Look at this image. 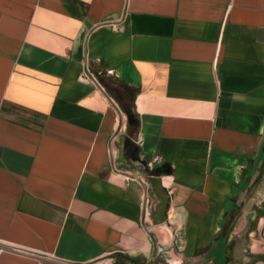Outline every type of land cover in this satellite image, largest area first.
Masks as SVG:
<instances>
[{
  "label": "crops",
  "instance_id": "crops-1",
  "mask_svg": "<svg viewBox=\"0 0 264 264\" xmlns=\"http://www.w3.org/2000/svg\"><path fill=\"white\" fill-rule=\"evenodd\" d=\"M0 241L34 254L0 264H264V0H0Z\"/></svg>",
  "mask_w": 264,
  "mask_h": 264
},
{
  "label": "water",
  "instance_id": "water-1",
  "mask_svg": "<svg viewBox=\"0 0 264 264\" xmlns=\"http://www.w3.org/2000/svg\"><path fill=\"white\" fill-rule=\"evenodd\" d=\"M147 182L150 184L151 191L155 197L156 203L151 210V218L154 225H161L166 221V210L169 203V196L165 191L162 181L159 177L148 175ZM253 179L249 183V187L253 184Z\"/></svg>",
  "mask_w": 264,
  "mask_h": 264
},
{
  "label": "built area",
  "instance_id": "built-area-1",
  "mask_svg": "<svg viewBox=\"0 0 264 264\" xmlns=\"http://www.w3.org/2000/svg\"><path fill=\"white\" fill-rule=\"evenodd\" d=\"M114 27V25H113ZM83 74L89 79V80H92L94 81V76L93 74L90 72L89 70V66L86 62V64L84 65L83 67ZM140 183L142 185H144L146 188H148V183H147V180L146 179H140ZM0 252H11V253H14V254H18V255H23V256H27V257H34V254H32L31 252H28L26 250H23L21 248H18V247H14V246H8L6 244H3V242L0 241ZM39 259H43V260H49L52 264H72V263H69V262H58V261H54V260H51L49 258H39ZM103 264H110L108 262L106 263H103Z\"/></svg>",
  "mask_w": 264,
  "mask_h": 264
},
{
  "label": "trees",
  "instance_id": "trees-1",
  "mask_svg": "<svg viewBox=\"0 0 264 264\" xmlns=\"http://www.w3.org/2000/svg\"><path fill=\"white\" fill-rule=\"evenodd\" d=\"M128 119H129L128 121H129V123H130L131 121H130V116H129V114H128Z\"/></svg>",
  "mask_w": 264,
  "mask_h": 264
}]
</instances>
